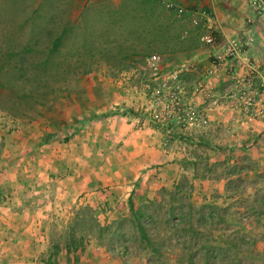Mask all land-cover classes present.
<instances>
[{"label": "rangeland", "instance_id": "rangeland-1", "mask_svg": "<svg viewBox=\"0 0 264 264\" xmlns=\"http://www.w3.org/2000/svg\"><path fill=\"white\" fill-rule=\"evenodd\" d=\"M155 2L150 15L129 0H0V65L12 52L28 73L0 70V264H205V245L218 249L207 264H264L262 153L225 151L230 126L210 114L229 86L199 93L186 73L173 91L166 78L180 64L205 68L189 52L203 30ZM59 38L42 66L54 75L28 79ZM28 83L39 90L23 98ZM172 91L180 117L167 109ZM130 201L146 214L159 204L145 218L149 242ZM208 205L220 213L209 218Z\"/></svg>", "mask_w": 264, "mask_h": 264}, {"label": "crops", "instance_id": "crops-1", "mask_svg": "<svg viewBox=\"0 0 264 264\" xmlns=\"http://www.w3.org/2000/svg\"><path fill=\"white\" fill-rule=\"evenodd\" d=\"M158 3L164 7L165 3H173L186 10L208 12L214 19L210 25H212L220 40L240 39L244 43H247L248 46L245 48L244 57L251 60L260 70L264 71V17L252 0H162V2L158 1ZM191 17L182 14L178 18L181 19L179 20L180 23L184 25V23L187 24L192 20ZM189 52H191V60L195 61L198 65L205 68L212 66L210 56L214 51L210 47L199 45ZM213 72V76L207 84L206 89L221 92L218 95V98H220L225 87L229 86L230 89L233 87V83L229 82L230 79L224 67L217 70L214 69ZM191 75L193 74H186V77H191ZM189 102L200 105L203 110L209 100L201 97H197L196 99L189 97ZM223 102L216 103L218 108L211 112L210 120L216 125L223 123L225 126H230L228 130L232 133L230 136L233 138L235 147L233 145L231 146L232 148H227L225 151L236 153L240 149L246 150L251 146V149L247 150L251 151L255 149L257 153H262L259 156L263 163L264 118H246L240 106L232 110H226L222 106ZM201 114L206 116L207 121L208 114H205L203 111H201ZM130 187L131 189L127 198L130 196L133 191L132 188L135 185H131Z\"/></svg>", "mask_w": 264, "mask_h": 264}, {"label": "built area", "instance_id": "built-area-1", "mask_svg": "<svg viewBox=\"0 0 264 264\" xmlns=\"http://www.w3.org/2000/svg\"><path fill=\"white\" fill-rule=\"evenodd\" d=\"M157 1L162 2V0ZM252 1L257 5L259 12L264 17V0ZM164 5L167 9L172 10L177 17L186 14L192 16L194 23H197V21L201 23L203 32L200 36V41L214 51L212 55L213 65L211 67L200 69L195 64L187 62L180 64L177 69L173 70L166 78L171 80V82H175L173 91L180 90L178 78L182 74L195 73L198 76L197 88L199 93H204L208 80L213 76L214 69L217 70L224 67L228 77L234 83L233 87L227 92L223 105H221L229 109H235L240 106L246 118L249 119L264 118V71L260 70L251 60L244 57L245 48L248 44L240 39L220 40L212 25H210L214 19L208 12L186 10L173 3H165ZM186 35L187 31H184L182 36L186 37ZM154 60L153 58L146 64V67L151 72L155 70L152 67L154 66ZM173 91L169 92V98L171 99L168 103H172L174 106L168 104L167 109L170 112L171 109L176 107L178 111L176 114H179L180 117V108L178 107L180 100ZM154 93L157 98H161L159 89H156ZM157 102L159 103L160 100L158 99ZM202 120H205V116L201 114L200 121Z\"/></svg>", "mask_w": 264, "mask_h": 264}, {"label": "trees", "instance_id": "trees-1", "mask_svg": "<svg viewBox=\"0 0 264 264\" xmlns=\"http://www.w3.org/2000/svg\"><path fill=\"white\" fill-rule=\"evenodd\" d=\"M129 1L132 2L134 7L139 12H144V13L150 14V15H152L153 13L156 12L155 11L156 10L155 7L157 6V4H156L155 0H129ZM127 16L129 18H132V19H136L138 17H139L140 20H144L145 19V16L136 15V14H134V12L133 13L132 12L129 13ZM159 25H156V29H158ZM159 29H161V28L159 27ZM162 31H163V29H162ZM60 42H61L60 38L54 40V42L52 43V47L46 53V57H45L44 61H42V63L39 64L41 66V69H38L39 70L38 72H35V73L31 74L30 76H28L27 77L28 79H30L32 81H35V83H36V82L44 79L45 77L49 78V76L54 75V74H51L46 68H45V70H43L42 68H44V67H42V66L45 65V64H48V62L55 63L54 59H53V55L56 54V51L58 50ZM165 44H166V42H165ZM144 56H147V55H144ZM14 59H15L14 54H12V52H9V54L7 55V61H5L3 64L0 65V70L2 71L4 69V66H6L8 64H11L10 65L11 67H9L7 69V72H10L11 74L12 73H14V74L21 73L20 77L21 78H25L28 75L26 69H24V64H25L26 60H24L22 58L18 59V60H14ZM21 62H22V65H21V67H19L18 64H20ZM12 77H14V75ZM4 86H5L4 84H1V88L2 89L5 88ZM38 87L39 86H37L34 83L33 84L32 83L22 84L21 87H20V90H21V93L23 95V98L34 97L35 94L39 90ZM34 103L41 104L39 102V100H36ZM129 204H130L131 213L133 214L132 215V218H133L132 222L134 223V226L138 230L141 239L142 240H146L147 242H149V238L147 236V232H146V228H145V222H146V220H149V222L151 224V223H153L155 221L154 217L156 218V216H154L153 214L154 213H158L159 204H157L154 201L150 202V205L153 208V213L152 214H146V212H144L142 210L139 211V212H136V211L134 212V205L132 204L131 201L129 202ZM181 206H179L180 209H182ZM205 207L210 210V214L208 216L209 218H213L214 215H218L220 213V211H221V209L218 208L215 205H208V206H205ZM189 210H192L191 206H189ZM174 211H175V207L173 205H170L167 208V212H168L169 216H173L174 215ZM182 213L183 212H181V221L182 222H184V221L190 222L191 213H188V214H184V213L182 214ZM147 215L149 216V218L145 220ZM200 219H205V216L203 214H200ZM168 222H169V220L167 219V223ZM97 229H99V232L102 231V227H100V226H98ZM200 250L205 252V257H206L205 264H207V262H209L214 257V250L217 251L218 249H215L214 246L205 245V246L201 247ZM194 256H195V254H194ZM194 256L192 255V256H190V258H194Z\"/></svg>", "mask_w": 264, "mask_h": 264}]
</instances>
